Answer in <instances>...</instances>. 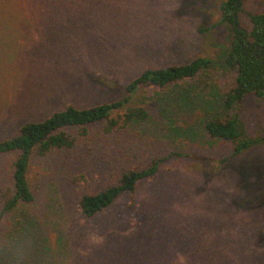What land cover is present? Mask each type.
Segmentation results:
<instances>
[{"label":"rangeland","instance_id":"rangeland-1","mask_svg":"<svg viewBox=\"0 0 264 264\" xmlns=\"http://www.w3.org/2000/svg\"><path fill=\"white\" fill-rule=\"evenodd\" d=\"M225 0H0V140L67 106L114 101L143 106L148 118L106 134L72 131L70 149L35 158L34 200L0 221V264H264V98L230 111L222 90L234 76L224 59L233 37L221 21ZM264 13V0H242L239 26ZM208 59V86H127L146 70ZM236 119L235 142L212 139L208 120ZM247 143L238 155L236 145ZM133 204L119 196L87 218L84 195L116 183L154 157ZM15 155L0 157V187Z\"/></svg>","mask_w":264,"mask_h":264},{"label":"trees","instance_id":"trees-1","mask_svg":"<svg viewBox=\"0 0 264 264\" xmlns=\"http://www.w3.org/2000/svg\"><path fill=\"white\" fill-rule=\"evenodd\" d=\"M241 5L242 0H225L221 4L220 23L230 26L233 34L224 59L226 68L234 76L231 86L222 90L223 107L226 111L239 107L250 94L264 98V13L249 15L251 29L247 37H244V32L236 29ZM210 66V60L197 58L180 66L146 70L129 83L127 91L134 92L140 87L148 90L149 85L150 88L161 89L190 86L198 80L205 89L208 86L207 71ZM129 98L87 109L67 106L43 121L23 124L15 136L0 140V157L9 154L16 156L10 180L5 187H0V221L12 214L20 204L33 202L34 195L28 179L32 161L46 157L56 150L72 148L75 141L72 131L84 136L88 127L102 125L103 132L109 134L120 131L133 122L146 121L149 114L143 106L122 110ZM204 131L208 137L221 141L235 142L239 138L237 121L228 116L208 120ZM246 147L247 143L236 145L232 156L238 155ZM187 156V153L170 152L166 156L154 157L142 168L124 172L116 183L93 194L84 195L78 202L80 213L87 218L94 217L106 211L123 194L130 196L131 207L141 181L154 177L161 164L167 160Z\"/></svg>","mask_w":264,"mask_h":264},{"label":"water","instance_id":"water-1","mask_svg":"<svg viewBox=\"0 0 264 264\" xmlns=\"http://www.w3.org/2000/svg\"><path fill=\"white\" fill-rule=\"evenodd\" d=\"M236 29L238 30V31H242V32H244V37H247V35H248V32L244 29V28H242V27H240L239 25H236Z\"/></svg>","mask_w":264,"mask_h":264},{"label":"flooded vegetation","instance_id":"flooded-vegetation-1","mask_svg":"<svg viewBox=\"0 0 264 264\" xmlns=\"http://www.w3.org/2000/svg\"><path fill=\"white\" fill-rule=\"evenodd\" d=\"M248 32V31H247Z\"/></svg>","mask_w":264,"mask_h":264}]
</instances>
